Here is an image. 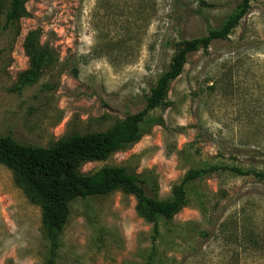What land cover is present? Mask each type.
<instances>
[{"label":"rangeland","instance_id":"rangeland-1","mask_svg":"<svg viewBox=\"0 0 264 264\" xmlns=\"http://www.w3.org/2000/svg\"><path fill=\"white\" fill-rule=\"evenodd\" d=\"M1 1L0 136L49 146L142 110L177 43L219 27L241 0H26L15 37L3 29L9 0ZM34 29L51 59L23 84L31 67L23 41ZM167 101L149 112L158 122L136 143L80 171L125 166L158 199L204 164L264 171V0L251 1L227 38L187 55ZM71 209L55 264H146L152 224L132 194L79 198ZM160 230L152 264H264V181L207 174ZM46 256L40 207L0 164V264H43Z\"/></svg>","mask_w":264,"mask_h":264},{"label":"trees","instance_id":"trees-1","mask_svg":"<svg viewBox=\"0 0 264 264\" xmlns=\"http://www.w3.org/2000/svg\"><path fill=\"white\" fill-rule=\"evenodd\" d=\"M252 0H241L217 28H209L205 35L184 39L177 43L174 54L165 70L156 78L144 108L127 114L105 130L86 133L74 132L57 139L49 146L24 144L9 135L0 136V164L10 169L13 180L22 188L29 200L40 207L41 227L47 241V256L43 264H55L61 245L63 230L71 215V204L79 198L106 195L116 190L132 194L136 198V211L152 224L151 251L146 264H152L156 243L161 237V222H171L188 202V188L197 179L217 171L234 175L252 176L264 181V171L239 165L204 164L189 169L167 199L147 194L145 180L122 165H103L83 173L80 167L86 162L103 161L116 151L136 143L145 133L148 124L158 122L149 112L166 106L170 83L184 67L187 55L202 49L206 51L213 40L227 38L248 12ZM26 0H9L4 16L3 29L12 37L18 35V21L27 15ZM0 6L2 1L0 0ZM40 30L29 31L23 46L30 61V70L22 83L33 82L51 55L38 44ZM1 38V32H0ZM0 49V59H1ZM246 233L252 246L257 241Z\"/></svg>","mask_w":264,"mask_h":264}]
</instances>
